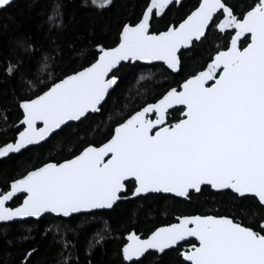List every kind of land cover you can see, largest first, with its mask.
I'll use <instances>...</instances> for the list:
<instances>
[{"label": "snow or ice", "instance_id": "obj_1", "mask_svg": "<svg viewBox=\"0 0 264 264\" xmlns=\"http://www.w3.org/2000/svg\"><path fill=\"white\" fill-rule=\"evenodd\" d=\"M9 3L0 0V8ZM92 3L104 9L112 0ZM175 3L179 0H145L136 21L122 25L115 46L98 44L86 67L50 79L36 87L34 98L20 101V127L12 142L0 145V157L47 143L68 122L83 123L102 113L126 62L163 61L176 72L178 50L203 43L213 29L228 43L182 83L116 120L106 142L88 144L71 159L44 163L12 180L0 191V222L42 214L72 219L73 214L112 209L127 197L129 184L137 198L163 193L191 199L193 191L230 190L234 198L251 199L264 210V0H253L239 15L227 0H197L165 31L152 30L156 18ZM241 37L246 47L240 46ZM48 67L45 57L38 72ZM16 70L9 65L10 73ZM150 78L142 73L136 83ZM170 109L180 113L174 122ZM14 198L22 202L9 206ZM177 220L146 239L129 235L124 260L138 264L134 258L151 249L177 251L184 264H264V217L258 230L228 216L184 215ZM52 227L68 252L61 255V264H70L73 245L59 225ZM97 237L95 243L103 239L99 233ZM185 244L189 246L181 251ZM34 251L25 254L22 264H30Z\"/></svg>", "mask_w": 264, "mask_h": 264}, {"label": "trees", "instance_id": "obj_2", "mask_svg": "<svg viewBox=\"0 0 264 264\" xmlns=\"http://www.w3.org/2000/svg\"><path fill=\"white\" fill-rule=\"evenodd\" d=\"M253 0H227L239 15ZM145 0H112L104 9L92 0H16L0 12V145L12 142L22 119L20 101L34 98L36 87L63 78L86 67L93 61L97 45L115 46L125 23L135 22ZM197 0L173 4L167 14L156 18L152 30L161 32L172 22L189 13ZM183 5V6H181ZM54 20H49V16ZM227 38L213 29L203 43L179 53L180 69L172 73L162 65L125 64L118 86L108 96L105 110L83 123H70L55 138L22 151L18 155L0 157V190L27 170L47 162H62L72 158L88 144L105 142L116 120L136 110L145 102H154L170 87H176L192 73L207 64L218 48L223 49ZM32 48H27V45ZM245 39L240 43L245 47ZM48 68L38 72L43 58ZM9 65L17 70L9 72ZM51 73V76H49ZM151 78L136 83L142 74ZM31 81V84L29 83ZM132 89L131 95L129 90ZM140 92L141 95H136ZM128 107H125V105ZM180 118L179 111H171L169 120ZM134 186L128 185V196ZM192 193L191 199L170 195L150 194L124 199L112 209L95 214H80L72 219L44 216L38 221L28 220L0 226V264H22L30 250V264H61V255H68L56 235L53 225L71 241L70 264H126L121 248L126 236L134 232L147 237L157 227L172 223L177 216L217 215L234 218L258 230L264 210L249 200L234 198L229 191ZM126 197V198H127ZM14 200L9 206H17ZM103 239L99 243L97 234ZM190 243L195 244L190 240ZM189 245H182L181 250ZM138 264H184L179 252L147 253Z\"/></svg>", "mask_w": 264, "mask_h": 264}, {"label": "water", "instance_id": "obj_3", "mask_svg": "<svg viewBox=\"0 0 264 264\" xmlns=\"http://www.w3.org/2000/svg\"><path fill=\"white\" fill-rule=\"evenodd\" d=\"M16 0H10V3H9V5H7V6H5V7H3V8H0V12L2 11V10H4V9H6L7 7H9L11 4H13L14 2H15ZM183 1H185V0H179V3H175L176 5H179L180 3H182ZM171 6V5H170ZM165 31V30H164ZM245 38L244 37H241V41H240V43L244 40ZM196 43H198V42H196ZM247 46V44L245 45V47ZM189 48H191V46H189L188 48H181L180 50H178V53H177V55H178V58H179V53L181 52V51H183V50H187V49H189ZM179 60H180V58H179ZM125 64H140V65H144V66H151V65H162L164 68H166L167 70H169L170 72H172V73H177L178 71H179V69H180V66H179V68H178V70L176 71V72H173L171 69H168L167 68V65L163 62V61H151V62H146V61H137V62H126ZM116 86H114V88H115ZM113 90H110V93L112 92ZM109 96V95H108ZM108 96L106 97V99L108 98ZM176 108H179L180 106H175ZM19 110L21 111V113H22V118H23V110L22 109H20L19 108ZM172 109H170L169 111H171ZM70 123H78V122H68V124H70ZM17 127H20V125H19V123H18V125H17ZM106 142V141H105ZM41 143H44V142H41ZM41 145V144H40ZM37 146H39V145H33V146H27L26 147V149H22L21 150V152L22 151H25V150H27V149H30V148H32V147H37ZM20 152V153H21ZM19 153H14V154H9V155H18ZM79 154V153H78ZM71 159V158H70ZM63 162V161H62ZM10 185V184H9ZM211 191H213V192H222V191H229L230 192V190H220V191H217V190H212V189H210ZM1 191V190H0ZM193 193L194 194H198V193H196L195 191H193ZM155 194V193H154ZM160 194H163V193H160ZM19 195V194H18ZM147 195H150V194H142V196L141 197H145V196H147ZM163 195H170V196H173V197H175L174 196V194H163ZM135 198H137V197H134V196H132V195H130V196H128L127 198H124V199H135ZM175 198H178V199H182V200H186V198H184V197H175ZM124 199H121V200H124ZM121 200H119V201H117L115 204H117L118 202H120ZM12 201H10L9 202V204L11 203ZM21 202H22V200H21ZM115 204H114V206H115ZM107 210H110V209H107ZM102 211H104V210H102ZM48 215H50V216H53V217H56L55 216V214H42V217H44V216H48ZM75 215H79V214H73V216H75ZM42 217H39V218H36V217H25V218H16V219H14L13 221H8V222H0V226L1 225H5V224H10V223H21V222H24V221H28V220H33V221H38L39 219H41ZM177 217H180V216H177ZM177 217L175 218V221L173 222V223H178V220H177ZM64 219H68V218H64ZM172 224V223H171ZM165 226H167V225H165ZM160 227H163V226H160ZM157 228H159V227H157ZM156 228V229H157ZM155 231V230H154ZM153 232V231H152ZM151 232V233H152ZM151 233L148 235V236H150L151 235ZM129 235H136L137 237H139L140 239H146L147 237H144V238H141L138 234H136V233H134V232H131V233H129L127 236H126V239H125V244L123 245V247L125 246V245H127L128 243H130V241H129V239H128V237H129ZM190 240H194L195 241V239L194 238H189V241ZM195 244H198V241H195ZM123 247L121 248V256H122V259H123V262L124 263H126V264H128V262L127 261H125L124 260V258H123V254H122V249H123ZM166 251H169V250H165V252ZM183 251V250H182ZM147 253H157V254H163V253H158V252H156L155 250H147L141 257H139V258H134L135 260H137V261H139L140 259H142ZM180 257H181V259H182V261H183V257L180 255Z\"/></svg>", "mask_w": 264, "mask_h": 264}, {"label": "flooded vegetation", "instance_id": "obj_4", "mask_svg": "<svg viewBox=\"0 0 264 264\" xmlns=\"http://www.w3.org/2000/svg\"><path fill=\"white\" fill-rule=\"evenodd\" d=\"M171 111H173V110H171ZM171 111H169V112H171ZM98 146H99V145H98ZM174 221H175V220H174ZM174 221H173V222H174ZM173 222H172V223H173ZM170 224H171V223H170ZM167 225H169V224H167ZM162 226H163V225H162ZM181 251H182V250H181Z\"/></svg>", "mask_w": 264, "mask_h": 264}, {"label": "bare ground", "instance_id": "obj_5", "mask_svg": "<svg viewBox=\"0 0 264 264\" xmlns=\"http://www.w3.org/2000/svg\"><path fill=\"white\" fill-rule=\"evenodd\" d=\"M42 144V143H41ZM116 205V204H115ZM114 207V206H113ZM80 215V214H79ZM192 241H194V240H192ZM195 242V241H194Z\"/></svg>", "mask_w": 264, "mask_h": 264}, {"label": "rangeland", "instance_id": "obj_6", "mask_svg": "<svg viewBox=\"0 0 264 264\" xmlns=\"http://www.w3.org/2000/svg\"><path fill=\"white\" fill-rule=\"evenodd\" d=\"M147 74V73H146Z\"/></svg>", "mask_w": 264, "mask_h": 264}]
</instances>
